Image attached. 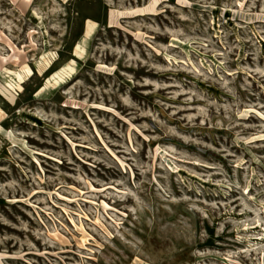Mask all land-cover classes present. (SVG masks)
<instances>
[{
	"label": "rangeland",
	"instance_id": "1",
	"mask_svg": "<svg viewBox=\"0 0 264 264\" xmlns=\"http://www.w3.org/2000/svg\"><path fill=\"white\" fill-rule=\"evenodd\" d=\"M30 1L0 0V71L32 69L0 95V264H264V0Z\"/></svg>",
	"mask_w": 264,
	"mask_h": 264
},
{
	"label": "bare ground",
	"instance_id": "2",
	"mask_svg": "<svg viewBox=\"0 0 264 264\" xmlns=\"http://www.w3.org/2000/svg\"><path fill=\"white\" fill-rule=\"evenodd\" d=\"M30 2V0H25V3L27 5L31 4ZM30 17H32L33 20L40 24L42 30L46 31L44 24L41 22V17L35 9L32 10ZM98 29V22L91 18H87L85 23V33L77 40L74 47V53L79 59L86 61V58L91 52V41L95 38L97 32L99 31ZM56 58L57 56L55 53L50 52L49 50H45L41 59L37 61V64H41L45 67L52 63ZM80 68L81 63L73 58L62 62L55 70L48 73L43 84L35 92V96L44 98V96H48L49 94L52 95L54 93H57L62 86L72 80V78L77 74ZM31 73L32 69L28 66L14 70L7 67H1L0 75L4 78L5 83H2L0 81V95L10 101H13L16 96L15 91L19 90V87H21V83L25 81ZM4 114L5 112L2 108H0V118ZM24 114L27 115V118L35 120V118L32 117L31 113H23V115ZM262 136H264V134L258 135L257 137L261 138ZM8 143L9 141L7 140H0V159L8 158L10 156L7 147ZM198 179L201 180L199 177ZM257 226H259V224H257ZM236 228L239 229V227ZM246 229H249V227L246 226ZM135 263L152 264L150 262L148 263L138 256L135 257Z\"/></svg>",
	"mask_w": 264,
	"mask_h": 264
},
{
	"label": "water",
	"instance_id": "3",
	"mask_svg": "<svg viewBox=\"0 0 264 264\" xmlns=\"http://www.w3.org/2000/svg\"><path fill=\"white\" fill-rule=\"evenodd\" d=\"M74 57L77 58V59H79V58L75 55V53H74Z\"/></svg>",
	"mask_w": 264,
	"mask_h": 264
}]
</instances>
